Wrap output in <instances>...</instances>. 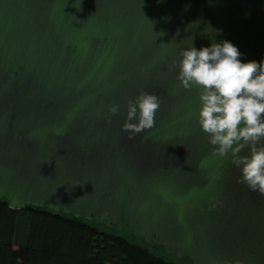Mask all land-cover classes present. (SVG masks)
Returning <instances> with one entry per match:
<instances>
[{
    "label": "water",
    "instance_id": "1",
    "mask_svg": "<svg viewBox=\"0 0 264 264\" xmlns=\"http://www.w3.org/2000/svg\"><path fill=\"white\" fill-rule=\"evenodd\" d=\"M191 36L197 49L228 40L242 62H260L264 0H0V201L176 261L264 264V195L213 155L198 89L176 79ZM141 91L161 105L130 140L122 125Z\"/></svg>",
    "mask_w": 264,
    "mask_h": 264
},
{
    "label": "clouds",
    "instance_id": "2",
    "mask_svg": "<svg viewBox=\"0 0 264 264\" xmlns=\"http://www.w3.org/2000/svg\"><path fill=\"white\" fill-rule=\"evenodd\" d=\"M190 40L180 48L179 60L172 61L179 69V87L198 89V123L213 155L230 160L239 170L237 183L264 195V59L242 62V53L228 40L211 39L209 46L199 49L193 44L194 36ZM160 105L157 95L144 91L128 101L122 125L128 139L155 126ZM118 111L117 104L108 106L111 115ZM54 131L59 135L63 129Z\"/></svg>",
    "mask_w": 264,
    "mask_h": 264
},
{
    "label": "trees",
    "instance_id": "3",
    "mask_svg": "<svg viewBox=\"0 0 264 264\" xmlns=\"http://www.w3.org/2000/svg\"><path fill=\"white\" fill-rule=\"evenodd\" d=\"M0 264L191 263L103 226L32 207L12 210L0 201Z\"/></svg>",
    "mask_w": 264,
    "mask_h": 264
},
{
    "label": "rangeland",
    "instance_id": "4",
    "mask_svg": "<svg viewBox=\"0 0 264 264\" xmlns=\"http://www.w3.org/2000/svg\"><path fill=\"white\" fill-rule=\"evenodd\" d=\"M127 237V236H126ZM129 240H131L132 242H134V243H138V244H140L139 242H136L134 239H132V238H130V237H127Z\"/></svg>",
    "mask_w": 264,
    "mask_h": 264
}]
</instances>
